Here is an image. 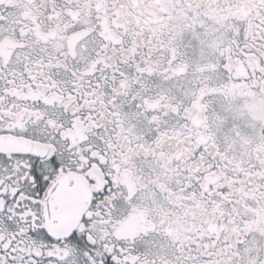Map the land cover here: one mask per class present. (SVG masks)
Instances as JSON below:
<instances>
[{
	"label": "snow or ice",
	"instance_id": "6c2138e0",
	"mask_svg": "<svg viewBox=\"0 0 264 264\" xmlns=\"http://www.w3.org/2000/svg\"><path fill=\"white\" fill-rule=\"evenodd\" d=\"M0 264H264V0H0Z\"/></svg>",
	"mask_w": 264,
	"mask_h": 264
}]
</instances>
